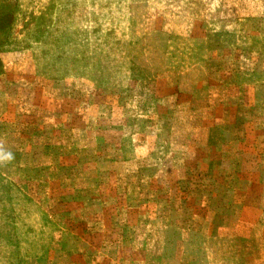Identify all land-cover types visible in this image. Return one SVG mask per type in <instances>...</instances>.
<instances>
[{
	"label": "rangeland",
	"instance_id": "obj_1",
	"mask_svg": "<svg viewBox=\"0 0 264 264\" xmlns=\"http://www.w3.org/2000/svg\"><path fill=\"white\" fill-rule=\"evenodd\" d=\"M196 1L0 0L8 19L0 21L1 28L7 26L0 35L6 39L12 34L11 42L1 47L0 63L12 66L23 82L38 85L41 104H46L52 97L48 93H52L71 103L69 111L84 108L86 125L97 116L103 130L114 127L112 135L103 133L106 139L98 151L125 147L126 123L134 124L133 135H143L136 145L139 149L152 141L157 130L143 110V95L169 55L181 61L183 71L192 55L203 51L221 57L237 54L236 47L203 50L196 46L199 39L215 42L216 27H221L219 16L209 26L195 19L204 16L189 14ZM230 3L237 8L241 3V9L250 13L264 9V0L256 5L253 0ZM12 21L17 30L9 33ZM249 26L245 23L241 31H234V24L230 34L245 33L244 49L253 53V35L245 30ZM15 86L11 95L22 103L8 104L6 113L17 116L12 124L11 117L2 120L5 134L0 128V143L14 154L11 162L0 165V264L207 263L203 256L207 240L195 244L198 236L192 231L210 225L201 207L205 193L191 195L188 176L163 170L159 159L163 154L154 151L158 147L151 145V153H144L148 157L139 159L144 175L103 173L99 177L91 167H52L49 154L56 152L46 143V125L51 127L46 117L58 116L63 102H58L59 111L55 106L36 107V117L31 119L36 111L25 100L29 85ZM163 86L164 82L158 89ZM153 92L157 95L158 90ZM149 96L154 98L153 93ZM82 134V140L93 141L92 133L86 137L82 129ZM117 139L119 144L111 145V140L115 143ZM82 150L92 153L86 146ZM160 170L165 173L157 175ZM157 176L174 184L172 189L157 188ZM198 179L206 181L205 176ZM142 185L144 192L139 188ZM196 216L202 219L189 222Z\"/></svg>",
	"mask_w": 264,
	"mask_h": 264
},
{
	"label": "crops",
	"instance_id": "obj_2",
	"mask_svg": "<svg viewBox=\"0 0 264 264\" xmlns=\"http://www.w3.org/2000/svg\"><path fill=\"white\" fill-rule=\"evenodd\" d=\"M232 1L197 0L195 8L189 9L190 15L204 16L195 19L206 22L209 26L214 25L218 16L221 17V27H216L215 31L216 41L199 39L197 47H202L203 50L207 47H236L237 54L221 57L215 53L205 54L203 51L198 56L192 55L191 61L186 58L190 62L188 69L183 71L178 63L181 61L172 60L169 55L166 65L160 67L155 76L156 81L148 85L143 95L142 104L146 107L143 110L152 118L151 122L157 129L147 146L139 149L136 147L143 135H133L134 124L126 123V146L121 145L119 151L118 146L105 153L103 150L98 151V146L106 139L103 133L112 135L114 127L103 130L97 116L86 125L84 108L81 111L80 108L72 111L70 108V112L71 103L62 97L60 100L63 103L60 102V105L63 109L56 112L58 116L51 114L50 118L46 117L47 124L51 123V127L46 125V143L56 152L49 154L53 164L48 165H60L62 168L70 165L85 169L91 167L94 172L97 169V176L103 173L119 176H134L139 173L144 175L146 170L141 171L139 159L148 157L151 153L150 146L153 145V149L156 146L158 149L154 151L160 150L163 154L159 156L165 167L163 170L170 169L178 176H188L191 195L195 192L205 193L202 195L205 199L201 200V207L208 219L206 223L210 225L205 226L206 229L200 227V231L192 230L198 236L195 244L201 245L202 238L207 240L203 252L207 263L204 264H264V9L257 8L253 13L245 12L239 6L241 3L238 8L234 4L230 5ZM253 2L256 5L262 0ZM6 14V8H0V21L8 20L4 18ZM245 23L250 24L249 27H244L245 30L253 35V53H247L244 49L246 45L242 42L245 33L230 34V28L233 29L234 24L233 30L241 31V26ZM223 26L226 28H222ZM6 29L7 26L1 28L0 25V31L4 32ZM2 38L0 35V53L5 41ZM7 65L4 62L1 66L0 63V128H4V134L7 127L2 126V120L6 122L11 117L12 124L17 116L15 112L13 115L6 113L9 110L8 104L22 103L20 98L12 96L13 85H29L28 99L25 100L36 111L31 119L36 117V107L55 106L57 108L54 110L59 111L60 100L57 97L48 93L52 96L51 99L48 98L46 104H41L37 100L40 87L28 81L23 82L22 75ZM162 82L163 91L158 89ZM154 89L158 90L157 95L153 92ZM149 93H153L154 98ZM82 129H85L86 137H90L92 133V142L90 139H81ZM4 139L1 138V141H5ZM119 140L115 143L111 140L110 143L119 144ZM85 146L86 151L92 153H83ZM145 152L149 154L145 155ZM164 173L160 170L157 175ZM198 176H205L206 181L199 180ZM157 177L160 178L156 182L157 188L163 191H166L164 188L172 189L174 184H166L169 180L161 181L162 176ZM97 184L100 186V178L97 179ZM139 188L145 191L143 185ZM174 189L177 190L178 187L175 186ZM194 219L201 220L202 217H193L189 222L192 223ZM214 223L219 225L214 226Z\"/></svg>",
	"mask_w": 264,
	"mask_h": 264
},
{
	"label": "clouds",
	"instance_id": "obj_3",
	"mask_svg": "<svg viewBox=\"0 0 264 264\" xmlns=\"http://www.w3.org/2000/svg\"><path fill=\"white\" fill-rule=\"evenodd\" d=\"M14 159V154L0 143V165L9 163Z\"/></svg>",
	"mask_w": 264,
	"mask_h": 264
},
{
	"label": "trees",
	"instance_id": "obj_4",
	"mask_svg": "<svg viewBox=\"0 0 264 264\" xmlns=\"http://www.w3.org/2000/svg\"><path fill=\"white\" fill-rule=\"evenodd\" d=\"M15 15V14H14ZM14 30H17V27H15V24L13 23V21H12V24H11V26H10V29H9V33L11 32V31H14ZM10 34H8L7 35V38L5 39V41H4V45L3 46H7L8 45V43L9 42H11V40H10V38L12 37V34L9 36ZM9 36V37H8ZM143 80H145V78H146V76H144V75H142V77H141Z\"/></svg>",
	"mask_w": 264,
	"mask_h": 264
}]
</instances>
